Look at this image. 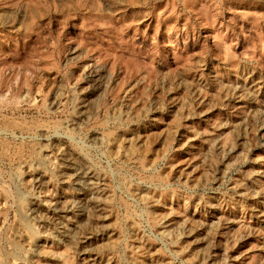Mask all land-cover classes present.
<instances>
[{
  "label": "rangeland",
  "instance_id": "rangeland-1",
  "mask_svg": "<svg viewBox=\"0 0 264 264\" xmlns=\"http://www.w3.org/2000/svg\"><path fill=\"white\" fill-rule=\"evenodd\" d=\"M0 264H264V0H0Z\"/></svg>",
  "mask_w": 264,
  "mask_h": 264
}]
</instances>
